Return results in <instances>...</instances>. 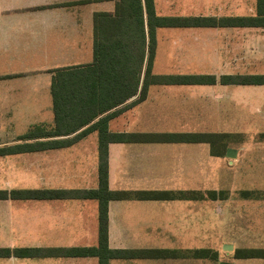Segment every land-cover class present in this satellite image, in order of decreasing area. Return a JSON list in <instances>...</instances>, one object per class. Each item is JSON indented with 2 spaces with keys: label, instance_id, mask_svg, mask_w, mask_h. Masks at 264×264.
Returning a JSON list of instances; mask_svg holds the SVG:
<instances>
[{
  "label": "crops",
  "instance_id": "1",
  "mask_svg": "<svg viewBox=\"0 0 264 264\" xmlns=\"http://www.w3.org/2000/svg\"><path fill=\"white\" fill-rule=\"evenodd\" d=\"M228 0H153L155 14L175 13L186 16H217L211 11L228 7ZM115 0H0V149L19 143L17 138L30 128L40 126L51 130L54 113L50 83L52 71L59 68L84 66L93 60V16L95 13H113ZM225 2V3H224ZM224 3V4H222ZM255 9V2H254ZM254 14L246 15L251 16ZM180 15V16H179ZM164 16V15H160ZM168 16V15H165ZM159 29H178L181 32L164 33ZM155 32V54L152 73L155 75H214L204 71L197 74H159L155 71L158 59L167 52L176 55L185 49L182 42L192 34L188 30L231 28H159ZM263 29L264 28H232ZM165 39L166 43H162ZM163 45V46H162ZM178 45V48L175 46ZM171 46V49L169 48ZM156 72V73H154ZM246 75V74H222ZM264 75V74H257ZM151 85L143 101L128 108L136 97L109 112L119 113L108 120L111 133L169 134L134 132L136 110L151 102L150 89L157 87L200 86L203 89L218 85ZM220 85V84H219ZM256 86V85H221ZM264 87V85H258ZM263 110L258 115L264 122ZM108 112V113H109ZM107 114V113H106ZM99 118V117H98ZM83 130V129H82ZM81 131V130H80ZM80 131L54 140H70ZM225 134V141L238 135L223 132H188ZM172 134V133H170ZM264 131L245 138L241 145L227 146L218 155L211 153L206 143H109L107 146V187L112 192L127 193L128 197L112 199L107 203V245L113 250L154 251L147 258L110 259L108 264H197L203 262V250L219 258V251L195 245L192 234L203 228V212L210 220L224 209L236 217L235 200L247 204L242 212L250 232L264 213V188L260 190L198 191L196 166L204 152L198 145L207 146L209 156L222 158L226 166H233L240 155L250 148L264 164ZM48 140V139H47ZM51 140V139H50ZM235 140V139H234ZM249 146V147H248ZM227 149L235 150L234 158H227ZM256 159V162H257ZM255 162V161H254ZM15 170V173H11ZM18 170V171H17ZM17 171V172H16ZM193 174L191 175V173ZM39 185L41 188L31 186ZM26 186V189H16ZM14 187V189H13ZM98 188V134L96 131L70 145L11 155H0V190H95ZM201 190V189H200ZM225 191V198L209 199L208 192ZM139 193L150 194L139 197ZM153 194H156L154 196ZM137 195V196H136ZM233 202V203H232ZM216 203V204H213ZM208 205H213L208 209ZM207 206V208H204ZM213 214V215H212ZM209 218V217H207ZM213 222H210L212 225ZM246 231V228H245ZM202 232V231H201ZM192 233L190 240L181 235ZM193 237V238H192ZM253 244L241 245L232 238V260L261 261L264 258L235 257L238 250H264V235L253 237ZM244 243L246 240L244 239ZM98 244V201L95 199H41L0 200V249L22 248H86ZM199 252V256H197ZM206 259V258H205ZM213 259V258H212ZM225 263H229V262ZM220 263V262H219ZM0 264H98L96 257H0ZM202 264V263H201ZM230 264V263H229Z\"/></svg>",
  "mask_w": 264,
  "mask_h": 264
},
{
  "label": "trees",
  "instance_id": "2",
  "mask_svg": "<svg viewBox=\"0 0 264 264\" xmlns=\"http://www.w3.org/2000/svg\"><path fill=\"white\" fill-rule=\"evenodd\" d=\"M113 13L93 16V60L84 66L52 71L50 92L54 126H36L19 136L18 144L0 149V155L34 152L63 147L96 131L98 134V188L95 190H0V200L95 199L98 201V244L86 248L0 249V257H96L98 264L110 259L147 258L154 251L113 250L107 245V203L128 197L107 187V146L109 143H206L213 155L225 147V134L172 133L125 134L108 131L112 109L136 97L128 108L143 101L151 85H264V75H155V32L159 28H264V0H255L251 16L160 17L153 0H115ZM109 112V113H108ZM107 113V114H106ZM99 117V118H98ZM83 129V130H82ZM81 130V131H80ZM80 131L70 140H54ZM264 139V136H262ZM48 139V140H47ZM51 139V140H50ZM147 197L148 193H139ZM136 195V196H137ZM156 196V194H153ZM226 192H208L207 198H225ZM197 252V256H199ZM202 257L213 258L208 250ZM235 257L264 258V250H238Z\"/></svg>",
  "mask_w": 264,
  "mask_h": 264
},
{
  "label": "rangeland",
  "instance_id": "3",
  "mask_svg": "<svg viewBox=\"0 0 264 264\" xmlns=\"http://www.w3.org/2000/svg\"><path fill=\"white\" fill-rule=\"evenodd\" d=\"M255 0H228L224 6L211 12L217 16H246L254 11ZM222 3V4H224ZM161 17L175 16L178 12H168ZM181 17L186 16L183 10ZM159 15V16H160ZM168 15V16H165ZM180 16V15H179ZM181 32L178 29H159L157 37L160 41L164 33ZM192 34L182 42L185 49L171 55L166 61L159 58L155 71L159 74H197L204 71L216 76L222 74H264V30L263 29H203L188 30ZM166 43L165 39L162 42ZM163 46V45H162ZM179 46L176 45L175 48ZM171 49V46L169 47ZM154 72V73H156ZM151 102L136 110L134 132L153 133H188V132H223L238 135L226 142V147L241 145L245 138L251 143V137L264 131V122L258 115L263 110L264 87L256 86H226L215 85L203 89L200 86L157 87L150 89ZM235 139V140H234ZM249 147V146H248ZM204 152L201 164L196 166L195 176L191 180L197 183L198 191L228 190L233 193L240 191L260 190L264 188V164H261L250 148L240 155L233 166H226L222 158L209 156L205 145H198ZM257 159V162H256ZM255 161V162H254ZM15 173L12 170L11 173ZM18 171V170H17ZM16 171V172H17ZM193 172L191 173V175ZM26 186H16V189H26ZM41 188V186H31ZM14 189V187H13ZM201 189V190H200ZM233 203V202H232ZM216 204V203H213ZM236 217L233 219L230 209H224L223 203H217L221 213L210 220V215L203 212L204 225L202 232L197 234H182L186 240L190 235L197 236L195 245L203 248H214L219 251V258H206L197 264H219L232 259V252L223 250L232 238L239 240L241 245L253 244V237L264 235V213L257 217L258 223L251 232L244 223L245 201L235 200ZM213 205H208L212 209ZM207 208V206H204ZM213 215V214H212ZM209 217V218H207ZM213 222L210 225V222ZM246 228V231H245ZM244 239L246 243H244ZM190 240V239H189ZM190 240V244L194 242ZM230 264H264L261 261L232 260ZM228 263V264H229Z\"/></svg>",
  "mask_w": 264,
  "mask_h": 264
},
{
  "label": "water",
  "instance_id": "4",
  "mask_svg": "<svg viewBox=\"0 0 264 264\" xmlns=\"http://www.w3.org/2000/svg\"><path fill=\"white\" fill-rule=\"evenodd\" d=\"M225 155H226L227 158H234V156H235V150H233V149H227ZM231 249H232V247L230 245H225L223 247V250H231ZM219 264H227V263L220 262Z\"/></svg>",
  "mask_w": 264,
  "mask_h": 264
}]
</instances>
